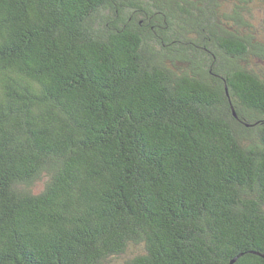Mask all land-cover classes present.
<instances>
[{
    "label": "trees",
    "instance_id": "16d2710c",
    "mask_svg": "<svg viewBox=\"0 0 264 264\" xmlns=\"http://www.w3.org/2000/svg\"><path fill=\"white\" fill-rule=\"evenodd\" d=\"M263 256L264 0H0V264Z\"/></svg>",
    "mask_w": 264,
    "mask_h": 264
},
{
    "label": "water",
    "instance_id": "95a60500",
    "mask_svg": "<svg viewBox=\"0 0 264 264\" xmlns=\"http://www.w3.org/2000/svg\"><path fill=\"white\" fill-rule=\"evenodd\" d=\"M264 257V256H263ZM234 261H232L231 263H233Z\"/></svg>",
    "mask_w": 264,
    "mask_h": 264
},
{
    "label": "rangeland",
    "instance_id": "374dc122",
    "mask_svg": "<svg viewBox=\"0 0 264 264\" xmlns=\"http://www.w3.org/2000/svg\"><path fill=\"white\" fill-rule=\"evenodd\" d=\"M263 25V24H262Z\"/></svg>",
    "mask_w": 264,
    "mask_h": 264
}]
</instances>
